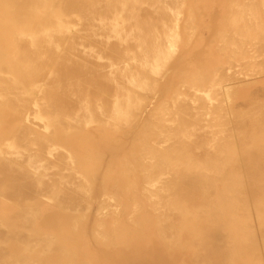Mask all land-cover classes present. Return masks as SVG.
<instances>
[{
	"label": "bare ground",
	"instance_id": "obj_1",
	"mask_svg": "<svg viewBox=\"0 0 264 264\" xmlns=\"http://www.w3.org/2000/svg\"><path fill=\"white\" fill-rule=\"evenodd\" d=\"M247 1L172 111L189 0H0V264H264V146L240 138L249 119L263 138L264 101L232 120L242 156L226 112L264 95V0Z\"/></svg>",
	"mask_w": 264,
	"mask_h": 264
},
{
	"label": "rangeland",
	"instance_id": "obj_2",
	"mask_svg": "<svg viewBox=\"0 0 264 264\" xmlns=\"http://www.w3.org/2000/svg\"><path fill=\"white\" fill-rule=\"evenodd\" d=\"M210 2H211V4L210 5H205V2L203 3L202 2V0H197V2L195 1V0H189V2H191L192 3V5L190 6V7H193L192 9L190 8V7H186L187 9V13H190L191 14V12H192V10L194 11V13L192 12V14L194 15H192L193 17V27L195 28L193 31L195 32V33H193V35H192V37H191V41H190V43L189 44H187V43H183V45H182V43L180 44V47H179V50H178V53H177V55L176 56H178V55H180V56H178V57H176L175 58V60L176 59H179V60H181V61H183V68L181 69V72H179V74H177V73H175V71L173 72V73H171L172 72V70H168L167 71V73H169V74H167V78L169 79V83H171L172 81V83L174 84L172 87H171V84H168V86H169V89L170 90H168L167 91V93H166V96L167 97H165L164 99H163V102H165L164 104L167 106V107H169L168 109L170 110H172V111H174V105L172 104V106H171V98H172V96H173V94H175L176 92H183L184 91V93H185V89L187 90V93H188V91H189V93H191L192 92V90L191 89H189L188 87H185V86H183V84L184 83H186V82H188L189 80L188 79H190V77H188L189 75H187V74H194V73H197V74H199V72H197V69H196V66H194V65H197V64H195V61H193L194 59V55H192L194 52H196V51H202V52H204L205 54H208V53H210V49L212 48V46L214 47V45H213V43L215 44V42H214V40H215V38L214 37H216V34L218 33V31H221V27H224V29H225V31H228L227 29H229V31L230 30H232L231 28L233 27V25H232V19H233V10H235V8L236 7H238V6H236V4L237 5H243V4H245V3H247V2H245V3H243L245 0H209ZM243 1V2H242ZM250 1V0H249ZM256 1H258L260 4H262V2H263V0H256ZM237 2V3H236ZM240 2H242V4L240 3ZM194 5V6H193ZM195 5L196 6H198V7H195ZM205 5V6H204ZM229 5V6H228ZM230 5H233V7H231L230 8ZM211 6V7H210ZM213 6H214V8H213ZM227 6H228V8H227ZM194 7H195V9L196 10H198L199 8V10L198 11H195V9H194ZM201 7H205V8H201ZM208 7H210L209 9H208ZM234 8V9H233ZM217 9V11L216 12H214L215 10ZM203 10V11H202ZM202 12V14H200L201 12ZM195 12H197V15H196V13ZM200 12V13H199ZM204 13V14H203ZM199 14V15H198ZM201 15V16H200ZM203 15V16H202ZM211 15H215V17L214 16H211ZM198 16V17H197ZM200 16V17H199ZM229 16V17H228ZM205 18V19H203V18ZM212 17H213V19H212ZM262 17V16H261ZM196 18H198L197 20H195ZM200 18H202V19H200ZM214 18H217V19H214ZM263 18H264V15H263ZM209 19V20H208ZM213 21H212V20ZM207 20V21H206ZM216 20V21H215ZM225 20H226V22H225ZM227 20H228V22H227ZM229 20H230V22H229ZM264 20V19H263ZM195 21V22H194ZM211 21H212V23H211ZM194 23H195V25H194ZM214 23V24H213ZM225 23H227V24H225ZM231 25H230V24ZM215 25V26H214ZM223 25V26H222ZM204 26V27H203ZM214 27V28H213ZM229 27V28H228ZM213 28V29H212ZM223 29V30H224ZM211 31V32H209V31ZM213 30V31H212ZM198 31V32H197ZM207 31V32H206ZM263 31H264V29H263ZM203 32H205L204 33V35H203ZM217 32V33H216ZM198 35H197V34ZM210 33V34H209ZM213 33V34H212ZM212 34V35H211ZM214 34H215V36H214ZM264 32L262 33V34H259V35H257V34H254L255 35V37H254V39L256 38V42H259V43H264ZM196 35V36H195ZM202 35H203V37H202ZM207 35V36H206ZM209 36V37H208ZM210 36H211V38H210ZM257 37H260V38H257ZM206 38V39H205ZM209 38V39H208ZM214 38V39H213ZM185 39V40H184ZM212 39H213V41H212ZM258 39V40H257ZM183 41H186V36H185V34H183V39H182ZM196 40V41H195ZM206 40H207V43H205L206 42ZM261 40V41H260ZM198 41H200V42H198ZM193 42V43H192ZM194 44V45H193ZM202 44V45H201ZM182 45V46H181ZM188 46V47H187ZM192 46H193V48H192ZM202 46H204V47H201ZM188 49H187V48ZM190 47V48H189ZM199 47V48H198ZM198 48V49H197ZM204 48V49H203ZM184 50H186L185 52H187V51H189V50H192V52L190 53V55H186L185 54V52H184ZM195 50V51H194ZM212 50V49H211ZM194 51V52H193ZM208 52V53H207ZM182 53V54H181ZM214 52L213 51H211V54H213ZM210 54V56H208V58L210 57L211 58V56H213V55H211ZM182 56V57H181ZM239 56L240 55H235V57H238L239 58ZM229 57L230 58H233V56L232 55H230L229 54ZM248 57H250V56H248ZM182 58V59H181ZM240 58H241V56H240ZM260 58H263L264 59V51H263V54H262V56L260 57ZM190 60V62H188ZM175 62V61H174ZM190 63V64H189ZM188 68H187V67ZM194 67V68H193ZM173 68V67H172ZM171 68V69H172ZM196 69V71H193V70H195ZM192 71V72H191ZM194 72V73H193ZM174 75V76H170V75ZM197 74H195V75H197ZM183 75H187L186 77L184 76L183 77ZM182 76V77H181ZM174 77H178V78H174ZM171 78V79H170ZM165 79V78H164ZM171 80V81H170ZM185 80V81H184ZM174 81H175V83H174ZM183 81V82H182ZM176 85H178V86H176ZM172 88H173V90H172ZM182 90H181V89ZM183 88H184V90H183ZM180 90V91H178V90ZM172 90V91H171ZM169 91H171V92H169ZM191 91V92H190ZM169 93V94H168ZM262 96V95H261ZM260 96V97H261ZM259 97V99L257 100V101H255L254 103L255 104H253V103H251L250 102V104L248 103V105H245V107H243L242 108V110H233V113L231 114V112L232 111H230V114H229V112L226 110V112L228 113V116H230L229 118H228V120L230 119V122H232L231 123V129L233 130V133L231 134L232 136L234 135V137H235V139L233 138V143H231L229 146H235V150H232L231 151V154H233V155H237V153H238V156H242V147H244L243 146V140L246 138V136L247 135H249L250 134V132L252 133V135H249L250 137L252 136V139H258L259 141H257V142H252V139L251 138H249V140L251 139V144H254V145H262V146H264V134H263V138H261L259 135V133H257V132H259V131H261V129L259 128V130L257 129V127H259V126H257V125H259V122H258V124H257V122L255 121V119H254V121L253 122H255L256 123V129H255V126L253 125L252 127H251V125H250V122H251V124H255V123H253L252 122V120H247V127H248V130H247V132L245 131L244 132V135L242 136V137H240V138H243V140L242 139H240V140H242L241 142H243L242 144H241V142H238L239 141V138H237V135H238V137L239 136H241L242 135V133H241V135H240V133H239V130H242V128L240 129V127H238L239 129H237V127H234V126H236V125H234V123H235V120L234 121H232L233 120V118H234V116H235V114L239 111V113H242V112H246L247 113V111H248V114H250V113H252L253 111H254V109L253 108H255L256 106H257V104L259 103H261L262 101H264V95H263V97H261L260 98ZM168 102V103H167ZM169 103H170V105H169ZM253 105V106H252ZM253 110V111H252ZM242 111V112H241ZM257 113H254L253 112V114H257V115H259V114H261L262 115V113H258V110L256 111ZM263 114H264V111H263ZM221 115H224V114H222L221 113ZM233 115V116H232ZM238 115V114H237ZM9 124V125H8ZM248 124H249V126H248ZM16 125H18V123H17V121H14V122H12V123H7V124H5L3 127L4 128H6L7 129V131L8 130H10L11 128H15L16 127ZM250 127V128H249ZM260 127H262V124L260 125ZM263 127H264V122H263ZM216 128V130H220V125H218V126H216L215 127ZM245 128V127H244ZM243 128V129H244ZM237 129V130H236ZM264 129V128H263ZM244 130H246V129H244ZM236 131H238V132H236ZM248 131H250V132H248ZM257 131V132H256ZM219 133V134H218ZM236 133H238V134H236ZM246 133H248V134H246ZM256 133V134H255ZM218 134V136H216ZM217 134H215L214 136H216L215 138H220V136H221V133L220 132H217ZM220 135V136H219ZM230 135V134H229ZM228 135V137H230L231 138V135L229 136ZM222 136H225V135H223L222 134ZM245 136V137H244ZM226 137H227V135H226ZM248 137V136H247ZM213 137H211V139H212ZM232 138H231V140H232ZM229 139V138H228ZM216 140V142H218L217 141V139H215ZM230 140V139H229ZM234 140H235V142H236V145L234 144L235 142H234ZM211 141V140H210ZM245 141V140H244ZM248 141V140H247ZM212 143H214V142H212ZM246 144H248L247 142H245ZM245 143H244V145H245ZM216 144H218V143H214L213 145H215V146H217ZM223 144V143H222ZM221 145V144H220ZM223 145H225V143L223 144ZM226 145H228V142L226 143ZM241 145H242V147H241ZM219 146V145H218ZM242 148V149H241ZM236 149H237V153H236ZM241 149V150H240ZM223 152H224V150H223ZM225 153V152H224ZM203 154H204V150H203ZM225 154H228V151L226 150V153ZM233 160H235V159H233ZM227 170H230V168H228L227 167ZM254 209V208H253ZM254 216L256 217V215H253L252 217H253V219L255 220V218H254ZM255 225H257L256 223H255ZM258 232V231H257ZM261 235V234H260ZM262 236V235H261ZM260 251V250H259Z\"/></svg>",
	"mask_w": 264,
	"mask_h": 264
},
{
	"label": "crops",
	"instance_id": "obj_3",
	"mask_svg": "<svg viewBox=\"0 0 264 264\" xmlns=\"http://www.w3.org/2000/svg\"><path fill=\"white\" fill-rule=\"evenodd\" d=\"M93 207H94V209L97 208L96 205H94ZM182 235L187 236V234H182ZM241 235H242V237H241V238H242V241H246V242H247V240H248L247 238L251 237V236L247 237V235H245V234H241ZM249 235H250V234H249ZM251 235H252V234H251ZM254 236H255V239H254V238H251V240H250V238H249L250 245H251V242H252V241L254 242V240H255V241L257 240V241H256L257 244H258V241H261V242H262V239H261L262 236H261V235L259 236V234H258L257 237H256V235L253 234V237H254ZM258 236H259V237H258ZM258 238H259L260 240H258ZM249 242H247V244H248ZM254 243H255V242H254ZM259 243H260V242H259ZM252 244H253V243H252ZM253 245H255V244H253ZM260 247H261V248H260ZM260 247H259V248H260L261 250H263V249H262V247H263V246H262V243H260ZM251 248L254 249L255 247H251ZM251 248H250V249H251ZM253 249H252V250H253ZM256 250H257V248H256ZM256 250H255V252H252V251H250V250L247 252V255H249V257H246V258H248V260L246 259V261H245L246 264H249V263H250V264H255V262H258V260L260 261V259H258V258H260V255L257 254L258 251L256 252ZM251 253H252V254H253V253H256V256H254L253 258H251V257L253 256ZM260 253H262V252L260 251ZM184 254H186L187 257H190V256L192 255V250H191V252H190V249H186V250L183 251L182 255H184ZM177 255H178V254H177ZM247 255H246V256H247ZM257 255H259L258 258H257ZM180 257H181V256H178V258H180ZM255 257H256V258H255ZM181 259H184V258L181 257ZM252 259H253V262L255 261L254 263H252ZM261 261H262V260H261ZM247 262H248V263H247ZM243 263H244V262H241V261L238 262V264H243ZM259 263H260V262H259ZM259 263H258V264H259ZM122 264H125V263L123 262V259H122ZM171 264H172V263H171ZM176 264H177V263H176ZM178 264H183V262L180 261ZM235 264H237V262H235ZM261 264H262V262H261Z\"/></svg>",
	"mask_w": 264,
	"mask_h": 264
}]
</instances>
